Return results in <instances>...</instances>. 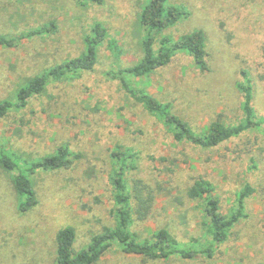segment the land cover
Instances as JSON below:
<instances>
[{
	"label": "rangeland",
	"instance_id": "obj_1",
	"mask_svg": "<svg viewBox=\"0 0 264 264\" xmlns=\"http://www.w3.org/2000/svg\"><path fill=\"white\" fill-rule=\"evenodd\" d=\"M147 0H104L81 5L75 0H0V35L18 36L55 24V31L0 46V101L15 99L27 79L85 52L95 24L107 30L93 70L52 82L26 107L0 118V148L36 160L68 145L79 155L69 169L37 172L32 181L38 204L25 214L11 174L0 167V264H55L56 233L76 229L75 251L87 247L105 227L115 225L111 174L121 167L117 147L138 153L126 180L140 179L156 194L152 216L135 222L138 241L166 228L184 248L211 243L203 200L190 199L199 178L211 181L220 211L229 215L246 185L254 193L245 217L215 246L211 257L173 256L167 260L128 255L113 245L95 264H259L264 263V126L250 129L215 148L176 142L166 127L133 100L112 71L131 67L143 56L145 30L140 14ZM189 15L160 35L179 38L195 30L205 35L209 71L179 53L149 77L134 79L195 131L216 120L239 124L246 70L253 81V106L264 117V0H169ZM121 52L115 55L109 43ZM261 119V118H260Z\"/></svg>",
	"mask_w": 264,
	"mask_h": 264
},
{
	"label": "trees",
	"instance_id": "obj_2",
	"mask_svg": "<svg viewBox=\"0 0 264 264\" xmlns=\"http://www.w3.org/2000/svg\"><path fill=\"white\" fill-rule=\"evenodd\" d=\"M75 1L81 5L104 2V0ZM186 15L189 13L185 9L170 4L169 0H147L140 14V23L146 33L142 43L143 56L135 65L112 71L111 75L120 82L127 95L166 127L176 142L187 141L210 149L237 138L250 129L264 126V117H258L253 106V81L246 70L240 72L243 78L240 86L243 94L241 106L243 120L237 125H226L218 119L201 132L195 131L183 120L174 111L171 103L160 101L145 87L134 82V79L149 77L156 70L165 67L179 53L191 56L200 71H209L203 31L195 30L179 38L172 35L160 36L164 30L174 26ZM55 28V24L51 23L48 27L30 30L18 36L0 35V46L13 47L24 40L55 31ZM106 38L105 27L95 24L85 38V52L81 56L61 62L39 75L28 78L16 91L14 100L0 101V118L7 116L14 109L26 107L32 97L41 95L52 82L93 70L98 60L99 49ZM109 47L115 55L120 54L121 50L115 41H111ZM262 78L264 79V75ZM113 157L121 161V167L110 177L114 187L115 225L105 227L101 233L94 235L87 247L80 251L74 249L76 229L72 226L60 229L55 235L57 247L55 264H95L113 245H117L125 254L142 255L150 259L167 260L173 256L193 259L197 255L211 257L215 246L224 243L232 228L245 217V202L254 193V189L246 185L238 194L236 208L231 214L224 215L220 211V202L215 195L213 183L199 177L189 188L188 196L190 199L204 202L211 243L200 249L195 247L187 249L166 228L153 232L148 239L138 241L131 228L135 222H146L151 218L156 194L140 179L133 180L132 185L127 183L126 172L135 168L138 153L131 148L117 147ZM73 158L77 159L79 155H73L68 145H61L53 154L36 160L31 157L22 159L0 148V167L12 175L11 183L18 196L19 213L25 214L38 204L32 175L40 171L69 169L74 163Z\"/></svg>",
	"mask_w": 264,
	"mask_h": 264
}]
</instances>
